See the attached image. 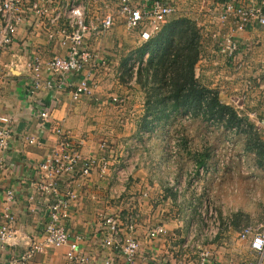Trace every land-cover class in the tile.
Segmentation results:
<instances>
[{"label": "crops", "instance_id": "obj_1", "mask_svg": "<svg viewBox=\"0 0 264 264\" xmlns=\"http://www.w3.org/2000/svg\"><path fill=\"white\" fill-rule=\"evenodd\" d=\"M224 2L176 0V5L180 12H189L200 30L201 50L195 67L198 82L216 91L223 104L233 107L239 117L247 118L256 126L264 142V33L258 23L238 32L240 52L234 62L218 53L212 35L227 34L232 26V23L222 26L217 18ZM20 36L14 50H22L27 45L28 52L37 51L45 62L53 58L55 49L46 45L42 35L27 29ZM12 60L11 55L4 58L6 64ZM87 72L90 91L77 101L72 97L78 84L74 77L67 78L63 90L40 89L30 94L31 70L20 66L16 70H4L0 76V117L11 116L14 120V139L8 157L12 164L19 165L9 175L0 171V191L14 190L18 198L13 208L18 217L13 227L14 238L9 246L0 247L1 264H67L66 248H47L31 258L26 257L30 241L41 233L46 222L43 212L29 202L33 192L31 166L40 164L58 141L50 127L45 131L40 127L37 110L42 104L54 105L53 120L80 144L84 156L100 155V146L104 143L110 148L111 170L107 176L95 172L77 183L79 199L73 206L70 225L73 232L87 236L84 250L92 256L93 264H102L105 257L116 256L101 246L107 228L104 220L114 218L123 222L131 212L139 214L136 236L145 250L140 255L152 249L159 258L170 256L195 219H200L198 206L207 197L222 221L233 220L235 231L241 229L236 227L237 221L247 225L264 222L261 213L264 199L259 192L256 199L244 197L247 192L243 176L251 174L246 178L252 181L251 185L260 184L253 152L231 144V134L210 132L206 126L209 122L204 119L185 116L181 120L179 114H173L166 126L161 124L153 129L149 126L147 130L151 116L146 101L139 96V99L132 97L140 87L134 70ZM42 76L53 78L47 70ZM197 123L201 124L196 126L200 129L194 127ZM170 126L174 129L164 130ZM27 137L37 138L40 145H26L24 138ZM168 147H172L175 157H169ZM195 181L201 188L194 194L191 188ZM174 186H181L184 192H174ZM5 204L1 198L0 225ZM160 225L165 226L168 235L159 238L154 248H150L145 242L146 234ZM227 242L230 243L227 248L221 244L211 246L219 262L248 253L246 242H235L233 237H228ZM136 264L151 263L139 259Z\"/></svg>", "mask_w": 264, "mask_h": 264}, {"label": "built area", "instance_id": "obj_2", "mask_svg": "<svg viewBox=\"0 0 264 264\" xmlns=\"http://www.w3.org/2000/svg\"><path fill=\"white\" fill-rule=\"evenodd\" d=\"M176 4V0H0V76L4 75V70H16L20 66L31 70L30 94L40 89L49 92L63 90L67 78L74 77L78 84L72 91V97L77 101L90 91V73L87 71L98 70L100 64L105 65L104 61H98L100 53L92 54L91 44L98 43L100 38L120 26L128 34H136L137 42L134 43L144 46L163 31L173 16L180 13ZM217 13L222 26L231 23L232 26L227 34H213L212 38L218 53L234 62L240 52L236 38L238 32L258 23L264 33V0H225ZM27 29L42 35L46 45L56 50L51 60L45 62L37 51L28 52L27 45L22 50H14L21 33ZM6 55L13 58L9 64L4 62ZM147 57L148 54L143 65ZM136 65L133 67L135 76L140 63ZM44 70L53 78L43 79ZM53 106L42 104L37 110L40 127L43 131L50 127L58 141L40 164L31 166L33 192L29 202L43 212L46 222L41 233L30 241L26 257L31 258L47 248H66L67 264H93L92 256L84 250L87 236L73 232L70 225L74 216L73 206L79 199L77 183L95 172L107 176L111 170L110 148L104 143L100 146V155L84 156L80 144L53 120ZM13 125L11 116L0 117V171L8 175L19 169V165L12 164L8 157L14 139ZM24 142L30 146L40 145L35 137L24 138ZM200 188L199 182L195 181L191 191L195 194ZM172 190L180 194L184 192L181 186H174ZM1 198L7 205L1 214L0 225V247H5L14 238L13 227L18 217L13 208L18 198L10 189L0 191ZM198 215L200 219H195L191 229L173 247L170 256L164 258L156 256L152 249L140 255L144 249L136 236L137 212L129 213L123 222L105 219L107 228L101 246L116 256L105 257L102 264H136L139 259L151 264H264V222L249 224L235 231L233 220L222 221L208 197L198 206ZM167 235L164 225L156 226L148 230L145 242L154 248L155 241ZM228 237H233L235 242H246L248 253L219 262L211 246L221 244L227 248L230 246Z\"/></svg>", "mask_w": 264, "mask_h": 264}, {"label": "trees", "instance_id": "obj_3", "mask_svg": "<svg viewBox=\"0 0 264 264\" xmlns=\"http://www.w3.org/2000/svg\"><path fill=\"white\" fill-rule=\"evenodd\" d=\"M151 47L150 42L142 46V59L137 70L138 84L145 89L148 84L152 85V96L145 100L151 116L147 130L161 124L166 126L173 114L181 111L187 114L195 111V116L209 117L227 125L248 122L247 118L239 117L233 107L223 104L216 91L198 82L195 67L200 56L201 34L195 21L175 22L162 33L155 47ZM148 51L149 58L143 65V57ZM225 117L229 120L225 121ZM251 128H254L252 124Z\"/></svg>", "mask_w": 264, "mask_h": 264}, {"label": "rangeland", "instance_id": "obj_4", "mask_svg": "<svg viewBox=\"0 0 264 264\" xmlns=\"http://www.w3.org/2000/svg\"><path fill=\"white\" fill-rule=\"evenodd\" d=\"M184 19L186 20H192L194 21L190 16L188 11L180 12L178 15H175L171 18V20L168 21L167 25L163 29V31L157 35L152 42V47H155V44L162 38V33L167 32L170 29V26L174 24L175 22H181ZM136 34H128L123 27H117L115 30L108 35L100 38L98 43H95L92 46V54L96 55L99 54L100 58L98 59L99 62L104 61L105 65L100 64V67L98 70H129L130 67H137L136 63L140 62L139 60L141 58V50L142 46H138L136 43ZM150 48V49H151ZM148 54L149 58V51L146 53ZM145 54V55H146ZM144 55V59H145ZM143 59V60H144ZM144 62V61H143ZM139 68V67H138ZM138 70V69H137ZM136 75V70H134V76ZM143 80H146V77L144 76ZM138 82V80H137ZM140 87H138L137 94H133V98H143L144 100H147L148 96H152V85H147V88H142V86L139 84ZM140 93V95H139ZM125 95H123L124 97ZM139 96V97H138ZM179 118L181 120H184L186 117H191V119H204L203 116H195V111H191V113L187 114L183 111L179 113ZM208 119H204L208 121L209 123L206 125L207 129L210 132H216V131H222L225 132L227 135L231 134L232 137V143H234V146L236 144L240 145L241 147H244L248 150V152H253L255 154L256 158V167L259 171V178H260V184L258 186L251 185V180L246 179L248 176H252L251 174L243 176L244 178V189L247 192V195L244 197L247 199H256L258 196V192L260 195V198L264 199V142L260 140V133L256 126L254 128H251V124L249 122H242V123H233L231 125H227L225 122H219L218 120H211L209 117ZM225 121L229 120L228 117L224 118ZM196 127L197 125H201L199 123L194 124ZM197 128V127H196ZM195 128V129H196ZM173 127H167L164 130L171 131L173 130ZM200 129V128H197ZM207 131V130H206ZM228 135V136H229ZM214 140H212L213 142ZM263 142V143H262ZM168 155L169 157H175L173 154L172 147H168ZM168 157V156H167ZM249 158H252L251 155L248 156ZM169 159V158H168ZM172 160V159H171ZM250 167V166H249ZM251 168V167H250ZM246 179V180H245ZM258 187V188H257ZM261 213L263 214L264 219V208H261ZM247 223L244 221H237L236 227L242 228L243 226H246Z\"/></svg>", "mask_w": 264, "mask_h": 264}]
</instances>
